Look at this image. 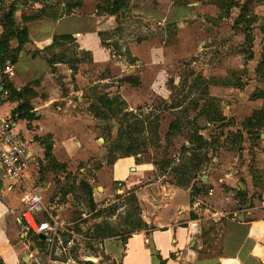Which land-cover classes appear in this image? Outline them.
<instances>
[{"label": "rangeland", "instance_id": "374dc122", "mask_svg": "<svg viewBox=\"0 0 264 264\" xmlns=\"http://www.w3.org/2000/svg\"><path fill=\"white\" fill-rule=\"evenodd\" d=\"M263 1L0 0V84L24 46L40 56L24 40L13 49L15 30L61 20L40 58L77 71L84 89L74 98L82 102L69 108L93 124L91 143L74 146L71 161L57 164L45 153L27 169V188L0 186V204L14 205L0 209V264H86L83 257L112 264L103 243L149 230L156 214L155 204L140 206L119 184L106 194L101 170L124 158L143 165L152 183L187 193L197 220L238 223L251 217L247 209L264 212ZM66 27L88 33L92 50L61 40ZM74 128L64 134L79 138ZM42 145L50 148L49 138ZM32 194L45 204L37 219L57 218L51 247L20 221Z\"/></svg>", "mask_w": 264, "mask_h": 264}, {"label": "crops", "instance_id": "0c3cea01", "mask_svg": "<svg viewBox=\"0 0 264 264\" xmlns=\"http://www.w3.org/2000/svg\"><path fill=\"white\" fill-rule=\"evenodd\" d=\"M258 9L260 17L264 19V1ZM60 21L41 22L33 28L28 26L26 28L28 29L27 45L36 46L40 51V56L28 53L24 50V46L23 50L18 53L16 63L12 65L7 62L8 67L3 72L6 79L5 84L7 83L6 85H9L14 93L12 99H9L12 95L10 92L7 100L0 107V116L11 118L14 131L20 136L26 152L24 157L25 180L19 183L0 179L3 188H7L8 185L27 188L26 178L29 176L27 169L33 163L45 158L46 150L42 145L44 138H49L51 144L49 154L57 164L71 161L72 154L68 153L74 150V146L79 147L80 150L82 147L89 146L87 142L91 143L92 132L88 129L93 124L86 119L79 121V117H76L78 114L72 113L69 108V106L73 108L72 99L77 103L82 102L80 96L74 98L75 91L84 89L80 86V75L78 76L77 71L76 74L72 72L65 63L57 61L49 63L47 55H45L46 59L40 58L45 54L41 52L42 48L51 45L52 39L57 38V25ZM61 31L64 36H69L74 40L80 52L92 50V44L89 41L93 38L88 36V33H82L79 28L69 29L68 27ZM13 42V49L17 45L18 52L20 48L16 39ZM25 91L28 93L26 100L23 99ZM21 105L28 107L31 119H21L18 117L19 113H15ZM67 126H76L74 129H79L80 137L76 138L77 135L71 134L69 138V135L64 134ZM66 132L68 131L65 130ZM73 139L77 140L74 145L71 144ZM75 153V156L81 159L82 151ZM88 155L91 156V153ZM105 171H108L106 175H104ZM101 173L108 186L105 189L106 194L110 185L119 184L126 191L133 190L140 206L150 202L155 204L153 208L156 212L154 216H150L149 221L145 222L151 228L154 227L153 229L149 228L145 232L135 233L124 242L114 238L103 243L102 255L108 263L264 264L263 209H247V215L251 217H246L244 220L238 219V223L217 224L212 215L211 219L206 221L197 220L191 215L193 204L191 205L187 193L168 185L152 183V178L150 180L148 178L150 173L143 165L136 164L132 158L118 160L109 170L103 168ZM28 188V192L36 191V189ZM136 188L139 189L135 191ZM23 194L22 199L26 200L28 195ZM9 203L6 202L5 206L0 204V209L10 211V207L14 205ZM15 221L18 223L17 220ZM195 227L198 231H202L198 237L189 235ZM211 228H214L213 234L210 231ZM86 259L85 257L82 259L86 264H99L100 261L99 258L89 262Z\"/></svg>", "mask_w": 264, "mask_h": 264}, {"label": "built area", "instance_id": "2783aa9c", "mask_svg": "<svg viewBox=\"0 0 264 264\" xmlns=\"http://www.w3.org/2000/svg\"><path fill=\"white\" fill-rule=\"evenodd\" d=\"M10 94L6 84H0V107L7 100ZM26 156L25 145L20 136L14 131L13 122L10 117L0 116V179L11 180L22 183L25 180ZM45 212L42 197L39 194L30 196L20 215V221L25 225V230L31 232L35 237L41 238L46 246L51 247L57 239L58 223L57 218L51 222L46 219H37ZM189 235L196 233L191 230Z\"/></svg>", "mask_w": 264, "mask_h": 264}, {"label": "trees", "instance_id": "16d2710c", "mask_svg": "<svg viewBox=\"0 0 264 264\" xmlns=\"http://www.w3.org/2000/svg\"><path fill=\"white\" fill-rule=\"evenodd\" d=\"M19 31V33H17V30H15V36H14V38L16 39V41H17V43H18V46L20 47L23 43H28V39H27V30H26V28H22V29H20V30H18ZM61 40L62 39H65V40H71V38L69 37V36H63V37H61L60 38ZM22 40H24L23 41V43H22ZM55 41H56V38H53L52 39V44L51 45H53L54 43H55ZM12 65L13 64H15L16 63V57L15 58H12L11 59V62H10ZM126 82V81H125ZM128 82V81H127ZM130 83V82H129ZM132 83V82H131ZM7 86V85H6ZM7 88L9 89V91H10V88L7 86ZM11 92V91H10ZM14 93V92H13ZM11 94H12V92H11ZM27 108V109H26ZM28 107L27 106H19L16 110H15V113H19L18 114V117L19 118H21V119H25V120H29V119H31V117L32 116H30L29 114H28ZM46 150V153L47 154H49V152H50V148H47V149H45ZM0 186H1V182H0ZM89 195H90V193H89Z\"/></svg>", "mask_w": 264, "mask_h": 264}, {"label": "water", "instance_id": "95a60500", "mask_svg": "<svg viewBox=\"0 0 264 264\" xmlns=\"http://www.w3.org/2000/svg\"><path fill=\"white\" fill-rule=\"evenodd\" d=\"M22 261H23V262H27V261H28V258L25 257V258H23ZM86 261L89 262V261H94V260H91V259L87 258Z\"/></svg>", "mask_w": 264, "mask_h": 264}]
</instances>
